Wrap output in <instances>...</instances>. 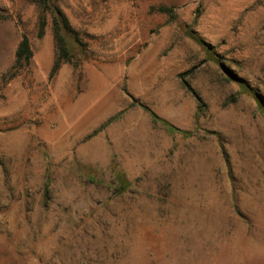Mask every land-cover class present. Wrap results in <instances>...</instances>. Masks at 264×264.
Segmentation results:
<instances>
[{"label": "rangeland", "instance_id": "rangeland-1", "mask_svg": "<svg viewBox=\"0 0 264 264\" xmlns=\"http://www.w3.org/2000/svg\"><path fill=\"white\" fill-rule=\"evenodd\" d=\"M35 1L0 0V264H264V0H54L52 77Z\"/></svg>", "mask_w": 264, "mask_h": 264}, {"label": "trees", "instance_id": "trees-1", "mask_svg": "<svg viewBox=\"0 0 264 264\" xmlns=\"http://www.w3.org/2000/svg\"><path fill=\"white\" fill-rule=\"evenodd\" d=\"M36 7L38 10L37 20V36L42 37L44 34L45 27L47 25V15L51 18V27L53 32V39L55 44V60L50 70L49 76L55 75L57 70L63 63H71L77 67L80 64L79 59L76 58L75 49L84 47L82 38L78 31H76L70 24L68 18L60 8V6L54 0H36ZM161 11H166V8H160ZM4 16L0 12V20ZM33 51L31 48L30 40L24 33L15 51V58L12 68L10 70V77H14L21 70L29 66ZM186 86V84H185ZM188 87V86H187ZM199 105L201 106V100L196 95ZM151 115L154 121H160L167 125L171 131H177L184 134H188L185 130H182L162 119H160L152 110L147 106L141 105ZM264 109V108H263ZM117 177L122 179L121 174H117Z\"/></svg>", "mask_w": 264, "mask_h": 264}]
</instances>
